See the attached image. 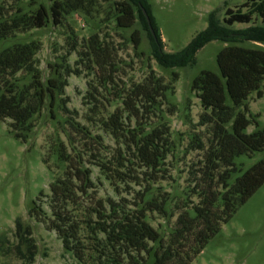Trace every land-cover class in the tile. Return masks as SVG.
Segmentation results:
<instances>
[{"label": "trees", "instance_id": "obj_1", "mask_svg": "<svg viewBox=\"0 0 264 264\" xmlns=\"http://www.w3.org/2000/svg\"><path fill=\"white\" fill-rule=\"evenodd\" d=\"M49 1L48 6L36 0L0 2V121L8 119L22 142L29 139L35 119L45 108L54 120L58 118L57 108L69 113L67 100L62 98L66 83L61 69L71 70L58 58L49 64L51 71L43 78L36 62L40 42L18 35L48 23L59 25L65 15L81 10L87 1ZM27 5L32 8L25 10ZM141 7L149 15L154 34ZM114 10L119 28L130 29L139 18L146 30L149 57L162 68L194 65L197 51L206 43H228L216 55L219 73L201 70L191 81L201 107L209 110L200 118L213 125V139L198 168L187 173L183 186H172L168 191L161 188L157 184L159 175L173 148L162 106L164 102L173 104V86L151 67L141 82L118 86L117 81L122 80H118L116 54L98 33H92L78 51L92 73L85 118L98 132L68 115L60 120L69 123L71 130L66 131L68 146L59 141L52 148L56 161L65 165L63 174L49 185V215L35 201L29 212L54 230L63 248L82 264H189L221 224L264 183V156L246 169L236 161L239 156L250 157L264 150V128L245 133L250 123L247 106L235 112L252 91L262 96L264 48L237 43L255 41L264 45V0H246L235 9L227 8L222 20L217 9L210 11L207 26L175 52L165 50L148 0H121ZM254 15L260 17L261 24L231 27L235 22L250 23ZM69 37L73 39L72 51H77L81 42L74 41L72 28ZM130 40L138 54L146 55L137 30L131 31ZM176 76L173 72L172 78ZM75 134L77 138L72 136ZM106 136L114 147L104 143ZM93 167L119 195L123 191L119 192V185H137L132 202L124 197L117 201L96 198L92 194ZM83 198L93 199V203L84 204ZM154 215L163 218L164 224L154 226ZM23 232L29 234L30 229H22L20 219H16L15 233L32 256L34 244Z\"/></svg>", "mask_w": 264, "mask_h": 264}, {"label": "rangeland", "instance_id": "obj_2", "mask_svg": "<svg viewBox=\"0 0 264 264\" xmlns=\"http://www.w3.org/2000/svg\"><path fill=\"white\" fill-rule=\"evenodd\" d=\"M86 1L81 10L65 15L61 24L48 23L47 26L31 30L26 35H18L22 39L29 37L40 42L36 62L43 78L51 71L49 64L56 63L58 58H62L63 65L71 70L67 72L65 68L61 69L66 83L62 98L67 100L66 107L69 113L66 114L57 108L60 119L54 120L45 108L35 119V127L26 142L16 138L8 119L0 121V264H82L63 248L56 232L48 229L46 224L31 215L29 210L35 201L36 206H41L49 215L47 198L50 194L49 185L57 177L62 176L65 168L64 164L56 161L52 148L57 146L59 141L67 145L66 131H71L69 123L60 120L68 115L81 125L89 126L92 132H98L85 118L90 106L86 103L92 73L84 65L82 53L78 51L81 50L83 41L92 33H98L116 54L115 59L119 66L117 73L120 78L118 80H122L117 81L118 86H121L122 82L127 84L141 82L149 67L165 83H171L173 86V104L164 102L162 106L173 148L159 175L161 179L157 184H160L161 188L168 191L172 186H183L187 173L198 168L199 160L213 139V125L200 118L205 112L209 113V110L204 111L201 107L195 91L191 89V81L201 70L219 73L216 55L228 43L219 40L206 43L197 51L194 65L162 68L149 57L146 30L138 17L130 29L117 27L114 7L115 3L121 0ZM148 1L165 43V50L175 52L187 45L197 32L207 26L210 11L217 9V15L222 20L227 8L235 9L246 0ZM36 2L45 6L50 4L49 0ZM30 8L32 7L27 5L25 10ZM261 23L260 17L254 15L250 23L235 22L231 27L239 29ZM69 28L76 34L74 41L77 44L81 42L77 51H72L73 39L69 37ZM132 30H137L142 40V50L146 55H140L134 49L130 40ZM237 44L264 48V45L255 41ZM87 64L89 65V62ZM173 72L177 74L176 79L172 78ZM260 90L261 97H257V92L252 91L243 104L235 108L237 112L244 110V105L247 106L246 115L250 123L244 130L245 133L264 128V80ZM227 102L230 103V100L227 99ZM72 136L77 138L76 134ZM104 143L114 147L109 136L104 138ZM201 146L203 147L200 148ZM263 156L264 150L255 152L250 157L239 156L236 161L242 162L246 169ZM132 172L137 173L139 170L132 169ZM91 176L95 183L92 194H95L96 198L103 200L111 198L117 201L119 197H124L127 202H132L137 185H132L133 187L119 185L117 187L119 192L123 190L119 195L113 185L99 174L96 167H93ZM82 200L84 204L93 203V199ZM16 219H20L22 229L25 227L30 229L29 234L26 232L23 234L32 239L31 242L34 244L31 248L34 252L32 256L25 243H21L18 234L15 233ZM163 222V218L154 215L152 220L154 226L164 224ZM189 264H264V183L238 207L227 222L221 224L220 230L209 239Z\"/></svg>", "mask_w": 264, "mask_h": 264}, {"label": "water", "instance_id": "obj_3", "mask_svg": "<svg viewBox=\"0 0 264 264\" xmlns=\"http://www.w3.org/2000/svg\"><path fill=\"white\" fill-rule=\"evenodd\" d=\"M141 10H142V12H143V14H144V16L146 18V21H147V24H148V26L150 28L151 33L154 34L152 26H151L150 18H149V15H148L147 11L145 10L144 7H141Z\"/></svg>", "mask_w": 264, "mask_h": 264}]
</instances>
